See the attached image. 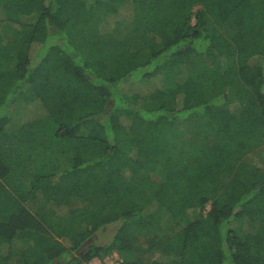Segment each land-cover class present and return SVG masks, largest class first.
<instances>
[{
	"label": "trees",
	"instance_id": "obj_1",
	"mask_svg": "<svg viewBox=\"0 0 264 264\" xmlns=\"http://www.w3.org/2000/svg\"><path fill=\"white\" fill-rule=\"evenodd\" d=\"M1 22L0 264H264V0H0ZM41 121L70 166L9 190L2 136Z\"/></svg>",
	"mask_w": 264,
	"mask_h": 264
},
{
	"label": "rangeland",
	"instance_id": "obj_2",
	"mask_svg": "<svg viewBox=\"0 0 264 264\" xmlns=\"http://www.w3.org/2000/svg\"><path fill=\"white\" fill-rule=\"evenodd\" d=\"M124 10L129 12V8ZM111 18V24L119 20L118 16H113ZM0 26L4 27V24L1 22ZM109 28L110 25L108 26V29ZM137 34L135 36H137ZM203 61L201 63L202 65L205 66L206 63L209 67L213 66L210 60L206 59L205 62ZM201 70L202 73H199L200 75L205 72L204 68ZM158 86H161L160 79L150 84V90L155 89V87ZM138 89L139 88H136L135 90L132 89L131 93L144 94L142 92L144 89L137 91ZM40 103L41 102L35 101L34 104H30L31 109L28 111L26 110V107H29L27 106V102L20 99L13 108V118L20 119L23 122L41 119L46 116V111ZM42 122L43 121L36 123L38 127H34L32 131L31 128H26L23 131L9 133L8 135L2 136L4 140L2 143H5L7 146L12 165V174L3 180L4 185L9 190H12L15 186H18L19 188L29 185L36 174H51L52 172L59 173L70 166L73 150L72 144L63 140L61 141L56 137L55 126H53V129H47L48 126L52 125L46 123V125H44V122ZM180 127L181 130L184 131L186 124H182ZM210 208L211 204H208L206 211H209ZM60 213H64V208L60 210ZM53 217L56 219L55 216ZM113 231L114 228L110 227L109 230H106L104 233L100 234V236H95V239L93 240L97 241L99 244H105L111 239ZM87 264H122V259L117 252H111L100 258H95Z\"/></svg>",
	"mask_w": 264,
	"mask_h": 264
}]
</instances>
